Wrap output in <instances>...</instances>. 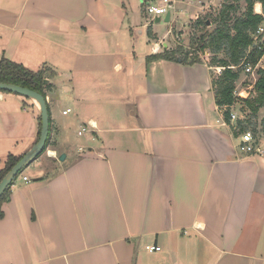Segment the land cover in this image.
<instances>
[{"label": "crops", "instance_id": "obj_1", "mask_svg": "<svg viewBox=\"0 0 264 264\" xmlns=\"http://www.w3.org/2000/svg\"><path fill=\"white\" fill-rule=\"evenodd\" d=\"M144 2L0 0V61L54 73L47 157L2 205L0 264H264V153L240 151L217 104L222 67L153 57L176 50L187 14L154 31ZM202 2L194 30L225 0ZM245 101L232 109L238 125L264 143V107L253 114ZM116 117L128 135L110 144L117 129L104 122ZM39 118L34 101L0 93V171L37 143ZM84 127L87 142L74 145Z\"/></svg>", "mask_w": 264, "mask_h": 264}, {"label": "trees", "instance_id": "obj_2", "mask_svg": "<svg viewBox=\"0 0 264 264\" xmlns=\"http://www.w3.org/2000/svg\"><path fill=\"white\" fill-rule=\"evenodd\" d=\"M244 1L246 7L243 9L240 2ZM261 3L263 14H256L254 6ZM264 23V0H225L214 19L212 30L207 29V21H201L198 27L202 29V34L195 37L192 46L196 47L194 53L204 54L209 51L213 55V64L224 68L222 74L214 82L216 88L217 104L221 108H228L225 112V118L230 121V107L234 106L238 99L234 93L236 83L241 77V70H234L232 67H239L244 58L248 57L252 63L257 64L264 55V46L259 50L254 41V34L258 28ZM202 27V28H201ZM224 54V58H219ZM193 52H184V49L177 48L173 51H165L164 53L153 56L158 59H167L169 61H177L185 63L188 61ZM49 71H32L22 64L12 62L6 58L0 61V83L13 84L23 88L36 91L43 96L46 91L54 88L49 81L52 77H47ZM257 97L246 100L245 105L253 113L257 114L260 108L264 107V70L260 72V79L255 85ZM0 93H5L0 90ZM239 123L238 126L245 129ZM41 133V118H39V140ZM49 144V141H48ZM47 144V146H48ZM23 156H9L5 163V167L0 171V182L3 178L20 162ZM21 175V174H20ZM19 175V176H20ZM18 176V177H19ZM17 177V179H18ZM16 179V180H17ZM15 180V181H16ZM10 197V188L0 199V219L4 217L2 205L8 201Z\"/></svg>", "mask_w": 264, "mask_h": 264}, {"label": "rangeland", "instance_id": "obj_3", "mask_svg": "<svg viewBox=\"0 0 264 264\" xmlns=\"http://www.w3.org/2000/svg\"><path fill=\"white\" fill-rule=\"evenodd\" d=\"M212 1H213V4L214 5L218 6V5H220V3L223 0H212ZM231 1L233 2L234 0H231ZM221 7L218 9L219 11L221 10ZM195 8H196V6H184V7H182L183 15L184 14H187L186 16H188V17L184 16L183 17L184 19L182 20V24L181 25L179 24V25L180 26L184 25V28H183L184 31L183 32H185V33H184V36H182V37L180 36V38H177V40H174L171 43L173 45V48H176V49L177 48H182V49H184V52H186V51L187 52H193V55L190 56V59H192L194 61H196V60H202V61H206L207 63H211V61L213 59V56H212L211 53H209V52H206L204 54H202V53H194L196 47L192 46V41H193V39H195V37H198V36H200L202 34V31H201L202 29H195L194 30V28L196 27L195 26V22L196 21L193 22L191 19H188V18H190V16H192V17H194L195 15L200 16V12L198 10H196ZM219 11H217L216 13H214V12H208L205 15H203V17L201 19L204 20V21H207V23L210 22L209 25H207V29L206 30H212L214 28V24L212 25V23H213L214 19L216 18V16H217V14H218ZM145 24L146 25L148 24L147 25V28L151 25V29L154 30V31H157V30L160 29L159 26L156 25L157 23H155V22L150 23V24L146 22ZM163 28L164 29H161V31H163V33H167V31L169 30V25H165V26H163ZM181 29H182V27H181ZM173 37H174V35H171V40H172ZM141 44H142L141 46L144 47L143 42ZM137 49H138V47H137ZM161 49L163 50V48H161ZM220 57H222V56H220ZM33 60H34V62H37L36 61V58H34ZM37 69H39V68H37ZM36 71H39V70H36ZM261 71L256 70L251 75H244V74H242V76L240 77L241 79H239L237 81V83H236V91H237V99L238 100H241V101H243V100H251L250 98H252V97L255 96V94L253 92V87L258 82L257 80H258V78H260V72ZM53 75H54V73H52L51 71H49L46 74L47 77H53ZM5 94H9V93L8 92H5ZM120 96H122V95H119L116 98V101H118L119 103L122 102V99H121ZM128 105L123 106L125 111L127 110ZM57 108L61 109L60 105H58ZM239 117H241L240 113H239ZM104 123H105V125L107 127H111V128H116L117 129L116 130L117 133H115V136L116 137L110 138V144L111 143H114L116 141H119V140L127 139V138H123V137L128 135L125 132L126 131L125 129L129 126V124L127 123V120H125L123 117L122 118L116 117L115 120H112V121L109 120V122H104ZM89 134L90 133L86 131L85 133H83V136H80V135H78V128H76L74 131H72V141H73V144L74 145H78L80 143H86L87 142L86 141V138H87V136ZM47 151L44 153V155L46 157H47V154H46ZM47 161H48V159L42 160L41 161L42 162L41 166H46L47 165L48 168L52 170V167L53 166L50 165V164H47ZM71 161H72V159H69L68 163L71 162ZM36 164L39 165L40 164V161H38ZM35 166L36 165H32L31 167H28L29 169H26L27 173L32 178L31 181H34L35 178L37 177L36 174L38 172L35 169L36 168ZM52 173L54 174V172H52ZM21 179H22V176L20 175L18 177V179L14 182V184L15 183H18V181H20Z\"/></svg>", "mask_w": 264, "mask_h": 264}, {"label": "built area", "instance_id": "obj_4", "mask_svg": "<svg viewBox=\"0 0 264 264\" xmlns=\"http://www.w3.org/2000/svg\"><path fill=\"white\" fill-rule=\"evenodd\" d=\"M145 13L148 18V23H153L158 18H166L168 14H180L182 12V7L184 6H205L202 0H145ZM254 41L259 50L264 46V23L258 28L254 34ZM264 64V55L258 61L257 64L251 62V60L246 57L242 61V64L239 67H232L234 70L240 69L241 74L251 75L256 70ZM219 76L222 74L224 68L219 69ZM237 98V91L234 93ZM228 108H225L227 110ZM230 109V122L234 125V130L239 133L240 143L239 149L241 152L248 155H262L264 153V143L259 135L251 129H245L242 131V128L238 126V121L240 117L238 113L234 112L233 106ZM70 110L64 112L68 114ZM90 127L93 128V125L90 124ZM83 131H87L86 128ZM82 134V132L80 133ZM24 181H28L27 177L23 178ZM147 250L150 252H159L161 249L157 246L147 247Z\"/></svg>", "mask_w": 264, "mask_h": 264}, {"label": "water", "instance_id": "obj_5", "mask_svg": "<svg viewBox=\"0 0 264 264\" xmlns=\"http://www.w3.org/2000/svg\"><path fill=\"white\" fill-rule=\"evenodd\" d=\"M171 14L165 18L166 23H170ZM161 18L156 19L155 23H160ZM0 90L3 92L17 94L28 100L34 101L40 109L41 114V133L38 142L23 156L20 162L3 178L0 182V199L5 192L13 186L17 177L28 167H30L40 156L47 151V144L51 135V115L47 97L42 94L13 84L0 83ZM66 155L60 156L59 161H64Z\"/></svg>", "mask_w": 264, "mask_h": 264}, {"label": "bare ground", "instance_id": "obj_6", "mask_svg": "<svg viewBox=\"0 0 264 264\" xmlns=\"http://www.w3.org/2000/svg\"><path fill=\"white\" fill-rule=\"evenodd\" d=\"M260 9V5L258 6V10Z\"/></svg>", "mask_w": 264, "mask_h": 264}]
</instances>
